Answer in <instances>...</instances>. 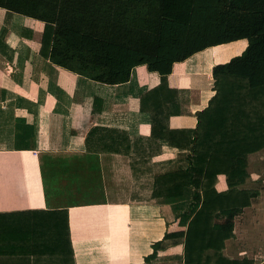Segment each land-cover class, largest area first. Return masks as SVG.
<instances>
[{"label":"crops","instance_id":"1","mask_svg":"<svg viewBox=\"0 0 264 264\" xmlns=\"http://www.w3.org/2000/svg\"><path fill=\"white\" fill-rule=\"evenodd\" d=\"M43 25L17 13L8 19L0 7V264H147L154 243L184 229L182 204L147 188L151 173L189 154L152 135L151 113L142 108L161 76L139 65L129 81L111 85L58 66L39 52ZM254 43L214 45L175 62L168 84L182 113L168 126L194 129L215 95L216 67ZM247 171L238 189L254 195L222 253L264 264V148L249 154ZM216 190H228L226 175Z\"/></svg>","mask_w":264,"mask_h":264},{"label":"trees","instance_id":"2","mask_svg":"<svg viewBox=\"0 0 264 264\" xmlns=\"http://www.w3.org/2000/svg\"><path fill=\"white\" fill-rule=\"evenodd\" d=\"M0 7L8 19L17 13L43 22L40 54L89 79L125 83L139 65L160 74L142 108L151 113L152 135L189 154L185 166L170 161L151 173L147 188L153 197L182 204L184 229L166 232L146 263L254 264L222 252L236 215L254 195L238 189L248 177L249 154L264 148V0H0ZM248 38L255 43L244 56L216 67L215 95L198 112L197 126L171 129L170 117L182 113L179 92L168 84L174 63ZM153 144L143 147L147 163ZM219 174L226 175L225 192L216 190ZM178 245L181 253L159 256Z\"/></svg>","mask_w":264,"mask_h":264},{"label":"rangeland","instance_id":"3","mask_svg":"<svg viewBox=\"0 0 264 264\" xmlns=\"http://www.w3.org/2000/svg\"><path fill=\"white\" fill-rule=\"evenodd\" d=\"M175 160H177L176 162H178V164L180 165V166H185L186 165V157H185V155L184 156H182V155H178V157H177V159H175ZM63 234V233H62ZM61 238V235H59V236H57V238L56 239H60Z\"/></svg>","mask_w":264,"mask_h":264}]
</instances>
